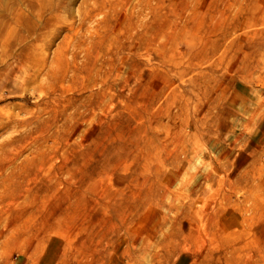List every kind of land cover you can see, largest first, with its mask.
I'll return each mask as SVG.
<instances>
[{"label":"rangeland","instance_id":"374dc122","mask_svg":"<svg viewBox=\"0 0 264 264\" xmlns=\"http://www.w3.org/2000/svg\"><path fill=\"white\" fill-rule=\"evenodd\" d=\"M15 1L0 0V33L35 18ZM56 23L48 60L71 34L49 82L14 81L19 65L6 70L0 51V157L9 147L30 167L0 191L8 263L133 264L127 249L156 230L158 204L199 189L194 205L216 213L220 239L204 264H264V71L258 95L230 94L251 70L243 44L264 38V0H66ZM202 24L199 38L187 28ZM223 24H239L231 46H211ZM198 145L216 169L208 180L182 165Z\"/></svg>","mask_w":264,"mask_h":264},{"label":"bare ground","instance_id":"6f19581e","mask_svg":"<svg viewBox=\"0 0 264 264\" xmlns=\"http://www.w3.org/2000/svg\"><path fill=\"white\" fill-rule=\"evenodd\" d=\"M65 2L66 0L15 1L14 7L18 6L19 11L21 10L22 12L20 4L23 3L27 11L33 12L35 18L29 15L26 16L24 32H13L8 28V31L5 30L3 33H0V51L2 52L4 63L7 65L5 67L6 70L10 68L13 62L19 65L10 75V78L14 81H25L27 79H25V76H27L29 79L38 78L42 82H49L55 76L52 67L53 57L56 56L59 47L71 33L63 36L62 41L57 45L53 52L54 55L50 60H48V51L51 45V38L48 37V33L57 27L56 19L60 8L65 6ZM238 25L232 24L226 26L223 24L220 30L215 32V37L212 39L210 45L214 47H220L224 44L228 45L226 43L227 36L231 31L236 30ZM192 27L191 25L187 26L197 38L201 37L205 29H207L205 24H202L198 28ZM140 35L142 36L143 34L141 33ZM159 46L165 49V43ZM243 46L246 47L244 64L251 65V70L249 71L248 69V73H245L246 70L239 73L238 77L241 82L230 90L233 102L239 98L245 99L258 95L260 90L251 86L250 83L251 79L258 74V71H264V38L257 41L245 42ZM135 51L136 49L133 47L131 52ZM114 61L118 62V57ZM260 82L261 87L264 88V78ZM232 108L230 106V110L227 109L226 112L220 114L221 129L227 128L229 117L234 112H232ZM216 132L206 131L205 137V142H210V145L214 148L216 141L212 137L217 135ZM198 147L199 150L194 151L189 157H186L182 165L185 168H192L198 163L200 166L206 167V172L202 175L208 180L216 173V169L210 165L208 159H205L203 150L199 145ZM1 149L0 191L4 192L2 188L12 186L11 183L14 184L13 180L29 172L30 169L28 170V168L30 167L27 163H17L19 155L17 151L14 152L9 147H1ZM214 152H216V149L212 150V153ZM220 155H227V153H221ZM173 183L174 181L172 180L170 184ZM198 192L199 189H191L192 194L188 195L186 201H180L179 197H176L168 206L163 207L161 203L158 204L159 213L158 215L155 213L153 218L156 230L140 228L135 233L130 247L127 249V253H129L133 264H204L207 259L209 260L216 256L220 244V239L212 228L216 213L214 214L210 210L194 205L198 200ZM219 208L220 210L223 209L222 206ZM200 223L203 226L200 227ZM11 231L8 226L0 227V249H3L4 242L13 236ZM191 242L194 243V250L190 249ZM1 253L0 264H9L8 260Z\"/></svg>","mask_w":264,"mask_h":264}]
</instances>
